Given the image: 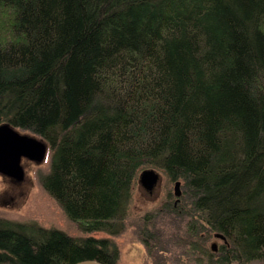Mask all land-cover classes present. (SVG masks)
<instances>
[{
  "label": "trees",
  "instance_id": "1",
  "mask_svg": "<svg viewBox=\"0 0 264 264\" xmlns=\"http://www.w3.org/2000/svg\"><path fill=\"white\" fill-rule=\"evenodd\" d=\"M2 123L48 144L41 186L83 232L119 233L153 167L180 194L140 218L144 255L174 232L199 264L264 260V0H0ZM115 257L0 218V264Z\"/></svg>",
  "mask_w": 264,
  "mask_h": 264
},
{
  "label": "rangeland",
  "instance_id": "2",
  "mask_svg": "<svg viewBox=\"0 0 264 264\" xmlns=\"http://www.w3.org/2000/svg\"><path fill=\"white\" fill-rule=\"evenodd\" d=\"M33 165H30L28 170L24 168L26 173L25 180L19 183L12 182L2 175L0 176V218L17 223L33 222L46 228L58 229L75 237H109L117 250L114 264H199L192 257L189 258L190 260L183 256L179 257V251L177 250L180 248L181 242L178 245H174L175 239L173 237H176L174 232L169 237L165 233L164 240L166 242L169 241L170 245L167 247L168 251L162 253H165L163 255L167 256L168 259L158 262L144 255L141 242L138 241V237L135 234L140 218L146 212L154 210L159 205L165 198L167 190H171L174 194V182L168 185L166 180L162 178L159 187L151 194H147L135 182L132 186L125 225L122 230L116 235H108L102 232L88 234L83 232L76 222L69 220L55 200L42 188L40 178L49 169V158L46 157L39 166L38 164ZM19 184L20 186H18ZM14 188L16 189L14 190ZM216 238L218 239V237ZM177 239L181 241V233L177 234ZM219 240L213 242L218 245ZM201 264L204 263L202 262ZM246 264H264V261L257 260Z\"/></svg>",
  "mask_w": 264,
  "mask_h": 264
},
{
  "label": "water",
  "instance_id": "3",
  "mask_svg": "<svg viewBox=\"0 0 264 264\" xmlns=\"http://www.w3.org/2000/svg\"><path fill=\"white\" fill-rule=\"evenodd\" d=\"M48 144L29 133H22L13 126L0 124V175L9 177L14 182H21L25 177V169L22 160L32 161L34 164H41L47 155ZM161 173L153 168H144L137 174V185L146 191L152 193L161 182ZM173 191L176 196L180 194V182L175 181ZM216 237L223 239L221 234ZM211 250L215 251L217 244H211ZM71 264H104L95 259H83Z\"/></svg>",
  "mask_w": 264,
  "mask_h": 264
},
{
  "label": "bare ground",
  "instance_id": "4",
  "mask_svg": "<svg viewBox=\"0 0 264 264\" xmlns=\"http://www.w3.org/2000/svg\"><path fill=\"white\" fill-rule=\"evenodd\" d=\"M23 132V131H22ZM27 132V131H26ZM36 134V133H35ZM37 135V134H36ZM49 143V142H48ZM49 150V149H48ZM49 155H50V153H49ZM48 155V156H49ZM24 160H26V159H24ZM27 164H28V162H27ZM32 165H33V163H31ZM29 165V164H28ZM36 165V164H35ZM35 165H33V166H35ZM30 166V165H29ZM38 166H39V164H38ZM26 169H28V168H26ZM30 169V168H29ZM33 169V168H32ZM159 171V170H158ZM26 174V173H25ZM46 174V173H45ZM28 175V174H27ZM1 176V175H0ZM5 177V176H4ZM12 181V180H11ZM172 182V181H171ZM13 184V183H12ZM14 185H16V184H14ZM13 186V185H12ZM18 186H20V184L18 185ZM18 186H17V188H18ZM6 187H7V184H6ZM16 187V186H15ZM11 189V188H10ZM16 188H14V190H15ZM12 190V189H11ZM30 191V190H29ZM28 194V193H27ZM7 195V194H6ZM8 197H10V196H8ZM9 200V199H8ZM69 219V218H68ZM77 222V221H76ZM95 232V231H94ZM264 261V260H263ZM238 264V263H237Z\"/></svg>",
  "mask_w": 264,
  "mask_h": 264
},
{
  "label": "flooded vegetation",
  "instance_id": "5",
  "mask_svg": "<svg viewBox=\"0 0 264 264\" xmlns=\"http://www.w3.org/2000/svg\"><path fill=\"white\" fill-rule=\"evenodd\" d=\"M28 162H30V165H32L31 163H33L32 161H29V160H27ZM34 164V163H33ZM24 167V166H23ZM5 177H7V176H5ZM10 181H11V179L9 178V177H7ZM24 180H25V177H24ZM13 182V181H12ZM147 193V192H146ZM147 194H151V193H147Z\"/></svg>",
  "mask_w": 264,
  "mask_h": 264
}]
</instances>
